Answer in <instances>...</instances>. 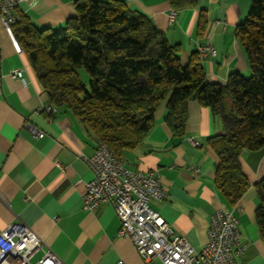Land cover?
I'll list each match as a JSON object with an SVG mask.
<instances>
[{"label":"crops","instance_id":"crops-1","mask_svg":"<svg viewBox=\"0 0 264 264\" xmlns=\"http://www.w3.org/2000/svg\"><path fill=\"white\" fill-rule=\"evenodd\" d=\"M124 1L181 46L184 63L198 54L199 45L212 43L218 54L202 62L208 81L224 84L232 72L248 73L235 29L246 19L251 0H199L195 7L177 10L172 21L169 0ZM16 11L39 28L57 30L75 14V0H23ZM18 69H23L27 85L13 76ZM0 74V232L21 222L66 264H118L120 259L122 264H144L133 241L118 234L121 221L112 204L102 203L92 211L84 208L86 184L94 176L86 158L99 141L71 110L50 103L27 55L15 50L1 20ZM47 104L56 110L48 112ZM222 131L220 119L193 98L183 136L172 135L162 108L143 142L122 157L131 169L157 172L167 196L152 199L150 205L197 251L208 241L212 214L221 207L234 208L241 230L236 260L264 264L254 186L264 179V147L242 152V167L251 184L239 202L229 206L215 185L218 155L208 143ZM40 255L38 251L34 258Z\"/></svg>","mask_w":264,"mask_h":264},{"label":"trees","instance_id":"trees-1","mask_svg":"<svg viewBox=\"0 0 264 264\" xmlns=\"http://www.w3.org/2000/svg\"><path fill=\"white\" fill-rule=\"evenodd\" d=\"M169 1L176 10L199 2ZM13 30L50 103L71 110L117 155L143 142L162 108L172 135L183 136L189 101L197 98L222 124L208 138L218 155L217 189L235 206L250 187L241 154L264 147V0H251L235 29L249 74L232 72L225 84L207 80L199 53L184 63L181 46L124 0H75V14L60 29L39 28L21 16ZM254 186L264 243V179Z\"/></svg>","mask_w":264,"mask_h":264},{"label":"built area","instance_id":"built-area-1","mask_svg":"<svg viewBox=\"0 0 264 264\" xmlns=\"http://www.w3.org/2000/svg\"><path fill=\"white\" fill-rule=\"evenodd\" d=\"M23 0H0V20L17 52L14 38L9 29L10 21L20 19L16 8ZM177 10L170 12V21L174 20ZM198 53L204 58L216 56L218 50L212 43L198 46ZM24 85L23 69L13 72ZM2 75L0 74V82ZM48 112L56 108L46 105ZM40 137L44 132L33 128ZM195 145L200 142L190 138ZM98 145H101L98 143ZM106 153H111L101 146V152H94L86 160L93 171V178L86 184L83 206L94 210L102 203L114 206L121 224L120 236L129 237L144 264H153L158 259L162 264H240L235 252L241 239L239 219L235 209L218 208L210 218L208 241L197 251L183 235L176 233L174 227L151 205L150 201L163 200L167 191L155 170H134L126 166V161L117 159V164L106 161ZM192 168V167H191ZM139 187H149L150 195L139 194ZM41 251V255L34 258ZM240 248L237 249V252ZM124 261L120 259L118 264ZM0 264H66L29 226L14 222L0 232Z\"/></svg>","mask_w":264,"mask_h":264},{"label":"bare ground","instance_id":"bare-ground-1","mask_svg":"<svg viewBox=\"0 0 264 264\" xmlns=\"http://www.w3.org/2000/svg\"><path fill=\"white\" fill-rule=\"evenodd\" d=\"M17 21H10L9 22V29H10V33L11 36L14 38L15 41V45L16 47H18L19 52H22V47L20 45V43L18 42L15 34H14V30H13V25L16 23ZM200 60L202 62H204V58L199 55ZM101 145H98L95 152H101V146H103L105 149H108V151H110L111 153H106V161L109 162V164H117V159H122L125 160L122 156H119L116 154V152L111 149L105 142H99ZM139 194L142 196H149L150 195V188L149 187H139Z\"/></svg>","mask_w":264,"mask_h":264},{"label":"rangeland","instance_id":"rangeland-1","mask_svg":"<svg viewBox=\"0 0 264 264\" xmlns=\"http://www.w3.org/2000/svg\"><path fill=\"white\" fill-rule=\"evenodd\" d=\"M79 73H80V75H81V78L86 82V83H88V81H89V74L87 73V71L84 69V68H80L79 69ZM249 73H244V75H248ZM221 84H223V83H221ZM225 84V83H224ZM36 259V258H35ZM153 264H162V262L161 261H159L158 259H156L154 262H153Z\"/></svg>","mask_w":264,"mask_h":264}]
</instances>
